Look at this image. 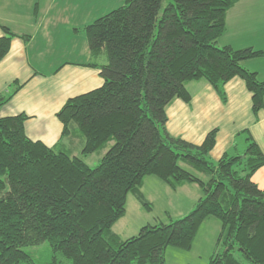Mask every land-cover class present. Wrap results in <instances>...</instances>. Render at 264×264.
I'll return each instance as SVG.
<instances>
[{
    "label": "trees",
    "instance_id": "trees-1",
    "mask_svg": "<svg viewBox=\"0 0 264 264\" xmlns=\"http://www.w3.org/2000/svg\"><path fill=\"white\" fill-rule=\"evenodd\" d=\"M236 1L124 0L85 25L91 58L106 55L85 65L99 69L103 84L56 113L62 136L82 138L79 155L27 137L23 113L0 117V264H165L166 247L190 249L210 217L223 249L205 264H242L235 250L264 264V189L252 181L264 165L259 145L247 132L242 152L211 160L217 128L200 144L166 129V107L190 102V81L205 80L226 102L224 85L239 77L252 113L263 107L264 80L242 62L264 49L217 44ZM0 27L1 60L15 34ZM11 96L0 95V106ZM93 153L100 159L90 166ZM149 175L172 190L195 183L201 196L187 214L121 239L112 226L129 192L148 208L141 186Z\"/></svg>",
    "mask_w": 264,
    "mask_h": 264
},
{
    "label": "crops",
    "instance_id": "crops-1",
    "mask_svg": "<svg viewBox=\"0 0 264 264\" xmlns=\"http://www.w3.org/2000/svg\"><path fill=\"white\" fill-rule=\"evenodd\" d=\"M107 3L0 0V25L15 34L9 51L0 60V95L12 92L11 98L0 106V117L23 113L27 115V137L72 155L80 154L82 138L62 136L56 113L68 98L103 84L99 69L85 63L104 64L106 55L103 51L91 58L83 27L111 10ZM225 22L226 30L218 38V45L264 49V0H237L227 11ZM242 65L264 80V56L245 60ZM186 86L190 102L174 98L166 107V129L171 135L200 144L209 130L217 128L215 145L209 152V157L216 160L224 153L242 152L248 132L264 153V105L256 116L252 113L251 93L241 78L233 77L224 85L226 102L205 80L190 81ZM252 181L264 189V165L253 173ZM194 188L197 195L192 206L201 196L197 193L199 187Z\"/></svg>",
    "mask_w": 264,
    "mask_h": 264
},
{
    "label": "rangeland",
    "instance_id": "rangeland-1",
    "mask_svg": "<svg viewBox=\"0 0 264 264\" xmlns=\"http://www.w3.org/2000/svg\"><path fill=\"white\" fill-rule=\"evenodd\" d=\"M106 2H108L107 9H112L123 4L124 0H106ZM243 149L244 147L240 148V151ZM99 159V155L93 153L88 155L85 161L90 166H95ZM194 186L197 188L194 183L172 190L157 177L146 176L141 191L144 199L148 202V208L143 206L133 193L129 192L126 196L125 214L113 224L112 231L119 238L125 239L135 235L142 225L167 222L168 216L174 219L187 214L193 208L191 203H194L195 195H197L194 193ZM197 193L201 194L200 188H197ZM220 227L219 220L214 217L201 223L190 249L166 247L165 264H205L213 253L223 249L222 244L217 242ZM234 255L242 264H250L240 251L235 250Z\"/></svg>",
    "mask_w": 264,
    "mask_h": 264
}]
</instances>
